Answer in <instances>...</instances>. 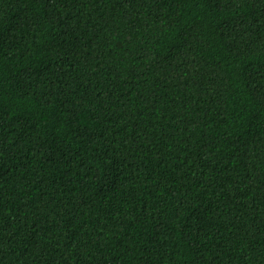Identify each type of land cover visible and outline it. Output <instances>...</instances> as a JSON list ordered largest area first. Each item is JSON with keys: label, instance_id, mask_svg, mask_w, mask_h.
Returning <instances> with one entry per match:
<instances>
[{"label": "trees", "instance_id": "trees-1", "mask_svg": "<svg viewBox=\"0 0 264 264\" xmlns=\"http://www.w3.org/2000/svg\"><path fill=\"white\" fill-rule=\"evenodd\" d=\"M0 264H264V0H0Z\"/></svg>", "mask_w": 264, "mask_h": 264}]
</instances>
